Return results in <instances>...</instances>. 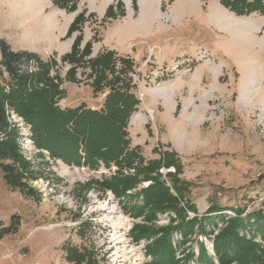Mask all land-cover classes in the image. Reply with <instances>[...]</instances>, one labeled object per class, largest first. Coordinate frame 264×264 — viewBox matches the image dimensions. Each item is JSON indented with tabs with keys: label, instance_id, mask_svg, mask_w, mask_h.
<instances>
[{
	"label": "rangeland",
	"instance_id": "obj_1",
	"mask_svg": "<svg viewBox=\"0 0 264 264\" xmlns=\"http://www.w3.org/2000/svg\"><path fill=\"white\" fill-rule=\"evenodd\" d=\"M26 1L0 0L2 38L34 46L41 23L34 18L58 21V52L49 49L45 60L55 61L50 76L63 80L64 107L104 104L108 89L101 85L94 92L90 60L111 52L116 72L121 60L131 62L140 106L129 121L130 146L145 164L162 165L153 173L123 170L139 182L126 197L118 196L91 181L110 178L118 167L92 170L52 158L37 148L21 117L11 127L26 163L17 166L24 191L9 186L0 169V230L15 220L19 227L0 238V264H76L67 257L75 252L87 257L82 264H152L150 249L163 231L178 264H207L199 259L201 248L212 264H222L214 242L237 210H246L243 217L264 212V16L236 14L222 0H77L73 11L72 2L61 8L55 0ZM22 5L28 9L21 14ZM78 36L77 52L89 45L91 54L77 63L70 81L73 66L62 58ZM9 82L8 75L0 77V84ZM154 178L178 196L175 182L183 200L151 220L145 219L151 206L138 216L131 208L136 213L145 206L144 189ZM212 206L226 210L209 214ZM193 218L198 221L191 225ZM241 234L264 248V234L255 226ZM228 264L241 263L234 255Z\"/></svg>",
	"mask_w": 264,
	"mask_h": 264
},
{
	"label": "trees",
	"instance_id": "obj_2",
	"mask_svg": "<svg viewBox=\"0 0 264 264\" xmlns=\"http://www.w3.org/2000/svg\"><path fill=\"white\" fill-rule=\"evenodd\" d=\"M77 0H55L61 8H67L68 2L72 5L70 11L76 9ZM223 5L233 10L239 15H251L260 13L264 16V0H222ZM112 8L109 7L107 14ZM113 14V12H112ZM114 15V14H113ZM83 15H79L69 27L66 37L77 29V25ZM81 37L78 36L73 44V49L62 59L63 62L72 64L67 77L70 81L75 79L77 63H81L85 56L91 54L90 46L87 45L84 52H77V46ZM34 60L37 64V72L30 73L27 66ZM55 61H44L34 52L14 51L3 39H0V77L8 75L10 82L0 84V169L4 173L6 183L13 189L24 191V174L18 167L26 168L22 156L16 143L17 132L11 127L6 113V105L31 126L32 139L39 149L46 150L54 159L61 160L70 166H86L92 170H97L102 164L111 168L112 165L118 167L117 172L110 178H103L101 181L91 180L101 186L109 188L118 196H127V192L136 188L137 177L124 175L123 170H135L153 173L159 171L161 161H151L145 164L144 157L138 148H131V138L128 131L131 116L138 111L140 101L138 94L133 91L135 83L130 76L131 62L121 60V71H115V63L111 52L104 53L89 64L96 74L93 83V90L97 92L101 85L108 88V94L104 104L100 109L88 108L85 104L75 107L58 106V100L65 94L64 88H60L63 80L56 75L51 77L52 63ZM111 77L109 78V73ZM56 78V79H55ZM58 80V83L55 82ZM11 163H8V162ZM167 167L175 166L177 171L179 166L175 163L168 164ZM18 166V167H17ZM158 173V172H157ZM170 174V173H169ZM152 180L153 179H149ZM156 182L144 189L145 206L138 208V212L145 213V207L151 206L145 219H155L158 213L166 211L168 205L176 209L179 200H183V192L174 183V189L178 196L170 194V188L163 182L154 178ZM196 208L189 207L195 212ZM182 210V209H181ZM225 208L212 206L209 214L225 211ZM237 216L229 220L226 228L220 233L214 242V250L220 263L228 264L235 255L241 264H264V248L248 240L241 232H245L248 227L255 226L257 232L264 234V212L262 210L250 212L245 217L246 210H237ZM186 214V212H185ZM184 214V215H185ZM209 219L216 218L210 215ZM151 217V218H150ZM215 220V219H214ZM198 219L193 218L189 224L197 223ZM206 223V222H205ZM211 225L212 223L209 222ZM19 227V220L11 221L6 227L1 228L0 238ZM146 233L143 227L140 228ZM158 233V232H156ZM151 235L150 233L148 236ZM153 257L152 264H178L174 258V251L170 244V237L162 232V237L155 241V246L150 249ZM67 257L76 264H82L87 257L84 254L75 252ZM199 259L207 264H212V258L204 248L200 249ZM89 261V260H88Z\"/></svg>",
	"mask_w": 264,
	"mask_h": 264
},
{
	"label": "crops",
	"instance_id": "obj_3",
	"mask_svg": "<svg viewBox=\"0 0 264 264\" xmlns=\"http://www.w3.org/2000/svg\"><path fill=\"white\" fill-rule=\"evenodd\" d=\"M27 5L31 4L30 0L26 1ZM24 6L22 5L21 8L18 7V11L22 14L25 13V11L28 9V6ZM50 9V8H49ZM48 9L45 10V13H43V15H46V11ZM55 16L57 17L58 20V14L55 13ZM41 20L40 25H38L36 27V30L38 31V34H36V45L34 46H23L21 45L19 42H15V41H10L8 39H4L2 38L1 34H0V39L5 40L14 51H29V52H34L37 53L42 60H45V55L47 54V51H49V49L57 51L58 52V21H54L53 17L52 19L48 18V17H37L34 19H39ZM51 20V21H48ZM31 21V20H30ZM29 21V22H30ZM27 22L24 26H22V24H18L19 28H23L25 26L28 25ZM25 47V48H24ZM64 89H66L65 87H62ZM63 98V97H62ZM91 108V107H90ZM92 109H96L94 107H92ZM97 109H100V106H98ZM137 114V113H135Z\"/></svg>",
	"mask_w": 264,
	"mask_h": 264
},
{
	"label": "built area",
	"instance_id": "obj_4",
	"mask_svg": "<svg viewBox=\"0 0 264 264\" xmlns=\"http://www.w3.org/2000/svg\"><path fill=\"white\" fill-rule=\"evenodd\" d=\"M28 70L30 73H36L38 68H37V64L34 60H32L29 65L27 66ZM137 74H130V78L132 79L133 83H137ZM62 88V87H61ZM105 89H108V88H105ZM63 99V98H62ZM65 103H66V99H63L62 101L60 100V102L58 103L59 105H61L62 107L65 106ZM6 113H7V117H8V121L11 125H14V124H18L19 125V122L22 120L21 117L18 116V114H16L14 112V110L10 109L8 107V105H6ZM18 119V120H17ZM4 135H1V138L0 139H3Z\"/></svg>",
	"mask_w": 264,
	"mask_h": 264
},
{
	"label": "bare ground",
	"instance_id": "obj_5",
	"mask_svg": "<svg viewBox=\"0 0 264 264\" xmlns=\"http://www.w3.org/2000/svg\"><path fill=\"white\" fill-rule=\"evenodd\" d=\"M152 114H153V112H152Z\"/></svg>",
	"mask_w": 264,
	"mask_h": 264
}]
</instances>
